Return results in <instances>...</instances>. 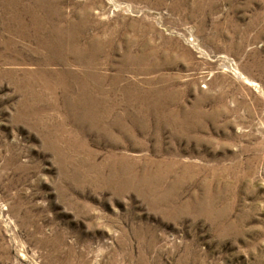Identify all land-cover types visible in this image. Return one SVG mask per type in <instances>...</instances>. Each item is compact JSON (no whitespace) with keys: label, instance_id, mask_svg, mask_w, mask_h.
I'll return each mask as SVG.
<instances>
[{"label":"rangeland","instance_id":"rangeland-1","mask_svg":"<svg viewBox=\"0 0 264 264\" xmlns=\"http://www.w3.org/2000/svg\"><path fill=\"white\" fill-rule=\"evenodd\" d=\"M0 264H264V0H0Z\"/></svg>","mask_w":264,"mask_h":264}]
</instances>
